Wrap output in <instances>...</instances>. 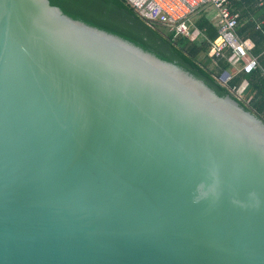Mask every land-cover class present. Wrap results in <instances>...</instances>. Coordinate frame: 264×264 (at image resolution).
<instances>
[{"label": "water", "instance_id": "water-1", "mask_svg": "<svg viewBox=\"0 0 264 264\" xmlns=\"http://www.w3.org/2000/svg\"><path fill=\"white\" fill-rule=\"evenodd\" d=\"M0 264H264V120L50 0H0Z\"/></svg>", "mask_w": 264, "mask_h": 264}, {"label": "trees", "instance_id": "trees-1", "mask_svg": "<svg viewBox=\"0 0 264 264\" xmlns=\"http://www.w3.org/2000/svg\"><path fill=\"white\" fill-rule=\"evenodd\" d=\"M257 1L232 0L236 11L241 12L238 32L242 39L250 38L255 42L254 54H261L258 56L260 66L250 74L241 72L227 84H222L219 77L229 69L230 63L226 58L210 56L218 28L206 14L196 21L204 39L181 37L175 40L158 25L140 18L125 0H50L71 17L117 34L164 60L178 64L204 80L220 96H233L264 120V25H258L259 19L264 22V6H259ZM233 87L237 91H233Z\"/></svg>", "mask_w": 264, "mask_h": 264}, {"label": "built area", "instance_id": "built-area-1", "mask_svg": "<svg viewBox=\"0 0 264 264\" xmlns=\"http://www.w3.org/2000/svg\"><path fill=\"white\" fill-rule=\"evenodd\" d=\"M143 20L158 25L176 40L181 37L193 38L196 19L208 9L216 14L213 18L218 28V37L212 41L210 56L226 58L236 73H252L259 66V59L251 54L253 45L241 38L240 13L234 9L232 0H125ZM264 6V0H258ZM230 74H222L219 80L227 84ZM233 91H237L233 87Z\"/></svg>", "mask_w": 264, "mask_h": 264}, {"label": "crops", "instance_id": "crops-1", "mask_svg": "<svg viewBox=\"0 0 264 264\" xmlns=\"http://www.w3.org/2000/svg\"><path fill=\"white\" fill-rule=\"evenodd\" d=\"M257 4H258V1H257ZM259 5V4H258ZM260 6V5H259ZM234 9H235V7H234ZM236 10V9H235ZM237 12H239V11H237ZM240 13V16H241V12H239ZM203 14H206L207 15V17L209 18V20L211 21V23H213L214 24V21H213V18L215 17V14H216V12L212 9H208L206 12H204ZM252 17H253V19H254V16L252 15ZM259 17H262V15H259ZM199 18V17H198ZM198 18L196 19V20H198ZM241 18V17H240ZM215 25V24H214ZM258 25L260 26V25H264V22H263V20H262V22H260V19H259V22H258ZM196 26H197V23H196ZM216 26V25H215ZM204 34H203V31L197 26L196 28H193V38H191L192 40H202V39H204ZM243 40H245V41H250L251 42V44L253 45V47H252V49H251V54L253 55V56H255V57H258V56H260L261 54H259V55H255L254 54V48H255V42L252 40V39H250V38H247V39H243ZM226 72H228V74H230L231 76H232V78H234V76H236L237 74H239V73H236L237 71H236V69L235 68H233V67H229V69H227V70H225L222 74H224L225 75V73ZM221 74V75H222Z\"/></svg>", "mask_w": 264, "mask_h": 264}]
</instances>
